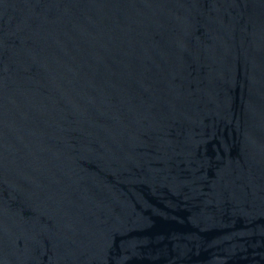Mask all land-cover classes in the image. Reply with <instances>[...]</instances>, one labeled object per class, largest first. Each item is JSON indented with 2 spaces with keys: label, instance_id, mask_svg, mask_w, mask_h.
Masks as SVG:
<instances>
[{
  "label": "water",
  "instance_id": "water-1",
  "mask_svg": "<svg viewBox=\"0 0 264 264\" xmlns=\"http://www.w3.org/2000/svg\"><path fill=\"white\" fill-rule=\"evenodd\" d=\"M0 264H264V0H0Z\"/></svg>",
  "mask_w": 264,
  "mask_h": 264
}]
</instances>
